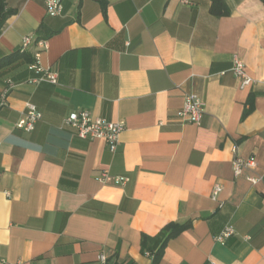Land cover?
I'll use <instances>...</instances> for the list:
<instances>
[{
	"label": "crops",
	"instance_id": "0c3cea01",
	"mask_svg": "<svg viewBox=\"0 0 264 264\" xmlns=\"http://www.w3.org/2000/svg\"><path fill=\"white\" fill-rule=\"evenodd\" d=\"M226 3L230 15L218 18L210 0H64L51 17L46 0H6L0 60L24 37L35 43L0 70V98L13 85L0 109V260L100 264L104 253L153 264L143 236L192 221L159 264H264V2ZM40 41L56 84L31 83ZM235 58L251 87L240 88ZM191 93L205 104L200 125L178 116ZM28 103L42 113L32 133L15 126ZM78 111L123 124L116 152L64 125ZM236 146L257 163L238 177ZM100 170L129 182L104 185ZM227 227L234 235L217 242Z\"/></svg>",
	"mask_w": 264,
	"mask_h": 264
},
{
	"label": "built area",
	"instance_id": "2783aa9c",
	"mask_svg": "<svg viewBox=\"0 0 264 264\" xmlns=\"http://www.w3.org/2000/svg\"><path fill=\"white\" fill-rule=\"evenodd\" d=\"M64 0H46L47 13L51 17H59L64 11ZM35 43L33 36L24 37L22 41V48L20 53H26L27 49ZM41 51L35 54V62L30 65V69L34 70L39 78L31 80L32 84H39L41 82L57 83V75L48 70H45L39 61L40 54L43 50L48 48L45 41L38 42ZM240 83V88L246 89L254 84L253 78L248 74L244 62L235 58L231 69ZM13 85L9 84L6 87L0 98V109L8 106V96L12 90ZM205 104L196 94H188L185 97L184 106L179 110L178 116L182 122L200 125L205 115ZM42 113L35 104L28 103L27 110L24 116L15 125L17 129L32 133L36 125L41 121ZM64 125L76 132V135L81 140H103L105 141L112 152H116L120 135L124 129L123 124L113 123L103 118H96L89 111H78L70 114L65 120ZM233 170L236 177L241 176L245 170H254L257 166L255 157L243 158L238 155L237 146L233 150ZM97 179L104 185L109 186H124L129 182L128 178L113 176L108 170H100ZM249 181L253 185H258L263 181L261 176H251ZM222 191L220 185H216L213 190V199L216 200ZM235 231L232 227H227L222 234L216 237V241L224 243L225 240L234 235ZM100 264H113L111 259L106 254H101L99 257ZM0 264H12L6 260H0ZM208 264H217L210 261Z\"/></svg>",
	"mask_w": 264,
	"mask_h": 264
},
{
	"label": "trees",
	"instance_id": "16d2710c",
	"mask_svg": "<svg viewBox=\"0 0 264 264\" xmlns=\"http://www.w3.org/2000/svg\"><path fill=\"white\" fill-rule=\"evenodd\" d=\"M102 1V0H101ZM211 7L210 12L213 16L221 18L230 15V10L226 3V0H210ZM264 2V0H262ZM12 16V12L7 10L6 0H0V33L5 26L7 20ZM25 53L16 52L8 57L0 60V70L14 62L24 58ZM249 108L244 112V118L247 117L253 110L252 99L249 102ZM193 226L192 221L184 223L172 222L165 226L156 237H149L144 235L142 238V251L150 252V255L154 257L153 264H159L162 260L166 247L172 239L180 236L185 231L191 229Z\"/></svg>",
	"mask_w": 264,
	"mask_h": 264
}]
</instances>
